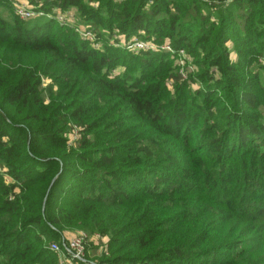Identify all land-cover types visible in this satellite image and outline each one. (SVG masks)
Returning a JSON list of instances; mask_svg holds the SVG:
<instances>
[{
	"label": "trees",
	"instance_id": "1",
	"mask_svg": "<svg viewBox=\"0 0 264 264\" xmlns=\"http://www.w3.org/2000/svg\"><path fill=\"white\" fill-rule=\"evenodd\" d=\"M37 9L50 17H0V264H57L50 244L75 231L106 240L97 264H264L263 99L230 56L264 62V0Z\"/></svg>",
	"mask_w": 264,
	"mask_h": 264
},
{
	"label": "rangeland",
	"instance_id": "2",
	"mask_svg": "<svg viewBox=\"0 0 264 264\" xmlns=\"http://www.w3.org/2000/svg\"><path fill=\"white\" fill-rule=\"evenodd\" d=\"M46 1H51V0H8L7 4L4 2H1L0 3V17H2L3 19H5L7 21H10L11 18L14 17V15H16V7L38 10L37 8H39V6H41V4L46 2ZM214 2H215V0H214ZM58 11L54 12L56 15V20H54V22H56L57 24L65 23L67 26H70L71 28L77 27V26L80 27V28L75 30V33L77 35H81V33L83 31L88 29L89 26L87 27L86 24H84L80 21L79 17L77 16V13L75 12L74 9L64 10V12L61 10H58ZM42 12H43L44 18L50 17L49 13H47L45 11H42ZM30 20H32V19H30ZM20 21H22V20H20ZM27 21H29V20H27ZM22 22H24V21H22ZM80 25H82V26H80ZM86 32L91 33V30L90 31L87 30ZM116 33L117 32L114 30V34H116ZM116 36H117V34H116ZM93 38H94V36H93ZM118 38L121 39L120 37H118ZM89 42L93 43V41H89ZM131 42L133 44L134 39H132ZM131 42H129L127 44V46L130 48V50H132V51L136 50L137 51V49H138L137 45H132ZM139 43H140V45H142L143 50H148V51L152 52V51H158L161 49V52H164V53L170 52V51L169 52L166 51V46H157V44H155L153 41H148V40L145 41L144 40V41H140ZM122 46H123V44H121L119 47H122ZM170 49L171 48L169 47V50ZM169 55H171V53H169ZM230 56L233 60L232 62L235 65L239 61V59L242 60V63H244L245 66L236 65V67H235L236 70H240L239 71L240 75L237 78H239L241 80L242 85H245L246 90L255 93L259 98L263 99L262 109H264V72H262L258 67L259 65L264 66V62H261V61L258 62L257 61L256 63H254L252 61L251 62L247 61L245 58H243V57L239 56V54L235 53L234 50H232ZM169 59L171 61H173V63L175 64L176 67L179 68V71H180V73L183 74L184 79L185 78L189 79V77L195 78L197 76V74L199 72L198 68L196 69V67L192 64V60L186 59V56L184 53H181V54L179 53L178 55L170 57ZM191 64L194 67L191 66ZM248 64H249V66H247ZM184 70H186L187 72ZM124 71L125 70L123 68H120V69L116 70L115 73L122 74V73H124ZM214 76H215L214 80H217V79L223 80L220 75L216 76V73L214 74ZM190 89L193 90V92L202 90L203 84L200 81H196L190 85ZM76 133L77 132H76L75 128H72L70 133L67 134V139L70 143H73L76 140V138H77ZM5 180L7 182L11 181L7 177H5ZM80 233H85V232L75 231V232L70 233L66 237L68 239L69 238L72 239V238L76 237L77 235H79ZM105 242H106V240H105ZM105 242H104V240L103 241L99 240V242L97 243V242L93 241V238H89L88 241L86 242V244H87V250H88V248H90V254H88V256H86V259L85 258L84 259L89 263L92 262L94 264H97V261L100 259L101 255L100 256L97 255V253H95L94 251L99 248V245L105 244ZM251 245L253 248H256V245L254 242Z\"/></svg>",
	"mask_w": 264,
	"mask_h": 264
},
{
	"label": "built area",
	"instance_id": "3",
	"mask_svg": "<svg viewBox=\"0 0 264 264\" xmlns=\"http://www.w3.org/2000/svg\"><path fill=\"white\" fill-rule=\"evenodd\" d=\"M16 16L22 20L27 21L33 18L43 16L42 11H36L35 9H26L22 7H16ZM81 35L88 41H93V35L83 31ZM135 42V41H134ZM132 45H137V51L143 50L140 43H134ZM136 51V50H135ZM90 237L85 233H80L76 237L68 240H61L60 243H53L49 246V251L52 252L57 257V264H79L86 263L84 259L86 242ZM95 239L99 240V237L95 236ZM103 252L106 254V247L103 248ZM89 264V263H88Z\"/></svg>",
	"mask_w": 264,
	"mask_h": 264
},
{
	"label": "crops",
	"instance_id": "4",
	"mask_svg": "<svg viewBox=\"0 0 264 264\" xmlns=\"http://www.w3.org/2000/svg\"><path fill=\"white\" fill-rule=\"evenodd\" d=\"M94 252L97 253V254H99V253L102 252V250H100V249L98 248V249H96ZM88 254H90V248H89V250H88ZM89 264H94V263L90 262Z\"/></svg>",
	"mask_w": 264,
	"mask_h": 264
}]
</instances>
